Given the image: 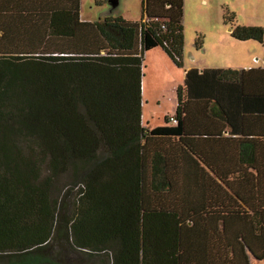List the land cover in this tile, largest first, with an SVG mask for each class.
Segmentation results:
<instances>
[{"label": "trees", "instance_id": "16d2710c", "mask_svg": "<svg viewBox=\"0 0 264 264\" xmlns=\"http://www.w3.org/2000/svg\"><path fill=\"white\" fill-rule=\"evenodd\" d=\"M141 4L82 21L80 0H0V264H69L59 238L89 264L264 259V64L186 70L174 122L147 128L144 53L182 66L184 0Z\"/></svg>", "mask_w": 264, "mask_h": 264}, {"label": "rangeland", "instance_id": "374dc122", "mask_svg": "<svg viewBox=\"0 0 264 264\" xmlns=\"http://www.w3.org/2000/svg\"><path fill=\"white\" fill-rule=\"evenodd\" d=\"M224 11L234 13V23L245 26L264 27V0H184L183 34L184 54L182 66H177L160 49H150L144 54V74L142 77V119L149 126L163 124V115L173 113L176 106V87L183 84L184 65H204L207 63L235 62L244 53L237 44H253L257 49V59L253 64H263L264 47L257 40H239L230 35L223 23ZM80 13L83 18L102 21L104 17H118L128 21H138L142 16L141 0H80ZM225 40L219 42L215 36L220 34ZM201 35V46L195 45L196 35ZM230 36V37H229ZM232 38V39H229ZM233 41L235 45L227 42ZM158 50V51H155ZM164 58V59H163ZM71 199L64 201L68 209ZM66 209V211H68ZM55 246V248H53ZM63 238L55 239L47 249L52 257L71 264H89L83 251L69 249ZM9 255L0 253L2 258ZM252 264H264V259Z\"/></svg>", "mask_w": 264, "mask_h": 264}, {"label": "crops", "instance_id": "0c3cea01", "mask_svg": "<svg viewBox=\"0 0 264 264\" xmlns=\"http://www.w3.org/2000/svg\"><path fill=\"white\" fill-rule=\"evenodd\" d=\"M80 20H84V21H90V20H87V19H85V18H83V16H81V13H80ZM227 27H228V30H229V33H230V30H231V28L228 26V25H226ZM231 35V34H230ZM230 37V36H229ZM215 39L217 40V41H219V42H222V41H224L226 38H225V36H223L222 35V33H221V31H220V34L219 35H217V36H215ZM229 39H232V38H229ZM248 40H253V39H248ZM233 41H235V40H227V42H229V43H231V44H233V45H235V43L233 42ZM202 42V41H201ZM260 43V42H259ZM261 44V43H260ZM262 45V44H261ZM201 46V44L198 46V47H200ZM237 46L238 47H240V48H242V49H246V50H244V53L243 54H241L239 57V59L237 60V61H235V62H226V63H207V64H204V65H184L185 66V70H184V75H185V71L186 70H188V69H191V68H196V69H198V70H202V69H204V68H231V69H249V68H261L262 66H263V64H264V57H263V64L261 65V66H255L254 64H253V62H254V58L255 59H257L258 57H255V56H257V49H255V46L253 45V44H246V45H243V44H241V45H239V44H237ZM263 46V45H262ZM157 47H159V46H157ZM264 47V46H263ZM152 49H160V48H152ZM183 49H184V45H183ZM155 51H158V50H155ZM162 51L166 54V52L162 49ZM145 54V53H144ZM183 54H184V51H183ZM166 56L167 57H169L167 54H166ZM164 59V58H163ZM169 59H170V57H169ZM182 63H183V56H182ZM184 80V79H183ZM180 85H182V84H180ZM179 86V85H178ZM177 88V87H176ZM175 108H176V106H175ZM174 111H175V109H174ZM174 111H173V113H174ZM173 113H170V114H164L163 115V124H159V125H164L165 124V120H164V117L165 116H171ZM142 115H143V113H142ZM141 121H142V125H144L143 124V119H142V117H141ZM159 125H156V126H159ZM145 127H147V128H153V127H156V126H149L148 127V123H147V121H146V123H145V125H144ZM217 227H221L220 225H218ZM261 260H263V259H261ZM258 261H260V260H258V259H255L250 253H249V263L250 264H252L253 262H258Z\"/></svg>", "mask_w": 264, "mask_h": 264}, {"label": "built area", "instance_id": "2783aa9c", "mask_svg": "<svg viewBox=\"0 0 264 264\" xmlns=\"http://www.w3.org/2000/svg\"><path fill=\"white\" fill-rule=\"evenodd\" d=\"M169 120H170L171 122H174V116H173V115L169 116Z\"/></svg>", "mask_w": 264, "mask_h": 264}]
</instances>
